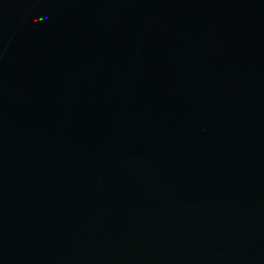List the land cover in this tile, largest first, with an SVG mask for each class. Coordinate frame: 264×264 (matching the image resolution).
I'll return each mask as SVG.
<instances>
[{
    "label": "water",
    "instance_id": "water-1",
    "mask_svg": "<svg viewBox=\"0 0 264 264\" xmlns=\"http://www.w3.org/2000/svg\"><path fill=\"white\" fill-rule=\"evenodd\" d=\"M0 264H264V0H0Z\"/></svg>",
    "mask_w": 264,
    "mask_h": 264
}]
</instances>
